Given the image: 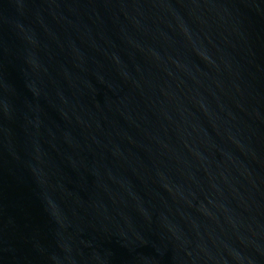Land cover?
<instances>
[{
  "label": "water",
  "instance_id": "obj_1",
  "mask_svg": "<svg viewBox=\"0 0 264 264\" xmlns=\"http://www.w3.org/2000/svg\"><path fill=\"white\" fill-rule=\"evenodd\" d=\"M0 264H264V0H0Z\"/></svg>",
  "mask_w": 264,
  "mask_h": 264
}]
</instances>
